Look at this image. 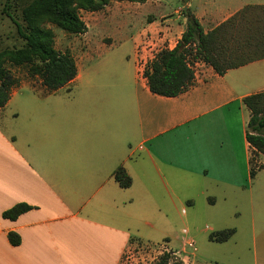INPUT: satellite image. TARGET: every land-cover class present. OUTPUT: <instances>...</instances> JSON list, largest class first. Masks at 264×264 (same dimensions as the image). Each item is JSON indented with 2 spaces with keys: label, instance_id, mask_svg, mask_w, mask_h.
I'll return each mask as SVG.
<instances>
[{
  "label": "crops",
  "instance_id": "obj_1",
  "mask_svg": "<svg viewBox=\"0 0 264 264\" xmlns=\"http://www.w3.org/2000/svg\"><path fill=\"white\" fill-rule=\"evenodd\" d=\"M184 1L210 30L216 3ZM180 9L171 19L148 15L128 39L82 38L84 54L101 63L85 75L76 66L74 79L53 93L41 85L12 90L0 109V264H120L152 231L168 240L167 222L179 206L183 215L197 206L210 217L206 245L222 247L239 264H264V156L250 179L242 103L264 92V59L222 76L196 63L187 91L152 94L138 64L179 42ZM118 167L131 180L126 189L112 177ZM16 204L30 209L3 218ZM226 229L234 233L225 242L209 240ZM188 241L194 248L186 237L183 252Z\"/></svg>",
  "mask_w": 264,
  "mask_h": 264
},
{
  "label": "trees",
  "instance_id": "obj_2",
  "mask_svg": "<svg viewBox=\"0 0 264 264\" xmlns=\"http://www.w3.org/2000/svg\"><path fill=\"white\" fill-rule=\"evenodd\" d=\"M144 1L31 0L21 9L20 22L14 21L23 45L0 51V109L10 99L12 90L19 86L6 64L25 68L27 76L38 79L47 94L69 84L76 76L74 58L68 50L60 52L54 48V33L47 25L70 35H81L86 31L81 12H99L112 2L141 4ZM181 15L185 22L179 42L172 49L159 50L143 67L142 77L152 94L176 97L187 91L193 85L196 63H203L222 76L231 69L264 59V5H245L207 31L190 8H182ZM242 103L249 112L245 138L250 147L249 177L253 179L263 168L257 158L264 156V92L246 96ZM112 177L122 189L131 185L122 167L116 168ZM29 209L25 204H16L4 211L2 217L14 220ZM233 233L234 229H226L211 233L208 238L211 242L223 243ZM8 238L12 245L17 244L15 235L9 233ZM156 264L184 263L173 253L164 252Z\"/></svg>",
  "mask_w": 264,
  "mask_h": 264
},
{
  "label": "rangeland",
  "instance_id": "obj_3",
  "mask_svg": "<svg viewBox=\"0 0 264 264\" xmlns=\"http://www.w3.org/2000/svg\"><path fill=\"white\" fill-rule=\"evenodd\" d=\"M31 0H0V51L4 49L20 48L23 42L16 34L15 22H20L21 9ZM216 3L217 8L211 22L206 24V29H210L227 19L229 15L239 10L245 5L262 3L264 0H212ZM111 12L106 13L105 9L88 14L81 12L80 17L84 24L88 25L85 33L81 35H70L64 31L47 25L54 33V48L63 52L68 50L75 60L78 71L85 75L88 71L97 68L100 62V56H86L82 50L79 40L82 38H93L99 40L109 35L114 39H128L138 30L141 23H144L148 15L158 17L166 16V19L173 18L172 12L178 6L183 8L187 6L186 2L181 0H145L141 4L127 2H112L108 5ZM202 7L201 4L196 5V9ZM180 9V13H181ZM152 10V12H151ZM114 17L116 22L104 24L102 17ZM120 27V32H116L115 28ZM101 63V62H100ZM140 65V63L138 64ZM100 66V65H99ZM10 73L19 81V88L27 85L38 86L40 82L36 78H30L26 74L25 68L13 67L5 65ZM139 68V67H138ZM80 83V82H78ZM61 95L67 94V89L62 88ZM264 135V129L262 130ZM199 199L195 200V204ZM179 206V211L169 218L167 222V238L155 234L153 231L148 236L149 240L142 243H133L124 253L120 264H156L158 258L164 252H171L178 260L184 264H239L235 257L227 254L222 247L218 245H206L203 229L206 225H212V221L208 215H202L197 206L191 209L186 208V214L183 215ZM197 211V212H196ZM195 213V214H194ZM225 225H228L225 224ZM189 231V234L186 233ZM189 237L195 242L194 249L186 248L182 251L180 242Z\"/></svg>",
  "mask_w": 264,
  "mask_h": 264
},
{
  "label": "built area",
  "instance_id": "obj_4",
  "mask_svg": "<svg viewBox=\"0 0 264 264\" xmlns=\"http://www.w3.org/2000/svg\"><path fill=\"white\" fill-rule=\"evenodd\" d=\"M138 67H139V69H142V70H143V67H144V66H142V65L140 64V65H138ZM186 246H188V248H191V249H193V251H195L194 248H193V244H192V242L188 241V242L186 243Z\"/></svg>",
  "mask_w": 264,
  "mask_h": 264
},
{
  "label": "water",
  "instance_id": "obj_5",
  "mask_svg": "<svg viewBox=\"0 0 264 264\" xmlns=\"http://www.w3.org/2000/svg\"><path fill=\"white\" fill-rule=\"evenodd\" d=\"M181 3L183 4L184 3V0H181ZM183 9L186 10L187 9V6H183ZM180 47H182V44L180 45Z\"/></svg>",
  "mask_w": 264,
  "mask_h": 264
}]
</instances>
